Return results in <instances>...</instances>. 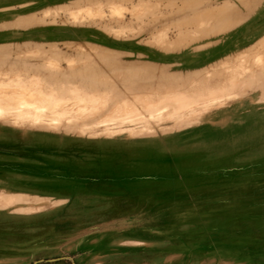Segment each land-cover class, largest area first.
<instances>
[{
    "label": "rangeland",
    "instance_id": "374dc122",
    "mask_svg": "<svg viewBox=\"0 0 264 264\" xmlns=\"http://www.w3.org/2000/svg\"><path fill=\"white\" fill-rule=\"evenodd\" d=\"M0 264H264V0H0Z\"/></svg>",
    "mask_w": 264,
    "mask_h": 264
},
{
    "label": "bare ground",
    "instance_id": "6f19581e",
    "mask_svg": "<svg viewBox=\"0 0 264 264\" xmlns=\"http://www.w3.org/2000/svg\"><path fill=\"white\" fill-rule=\"evenodd\" d=\"M22 94V93H21ZM24 94V93H23ZM14 101V100H13ZM31 100H26L25 102H30ZM31 105L33 106V107H36L37 105L35 104V103H31ZM8 115H9V113H8Z\"/></svg>",
    "mask_w": 264,
    "mask_h": 264
}]
</instances>
